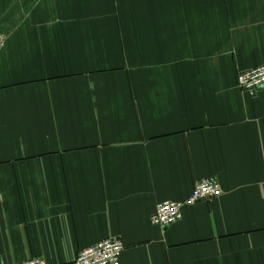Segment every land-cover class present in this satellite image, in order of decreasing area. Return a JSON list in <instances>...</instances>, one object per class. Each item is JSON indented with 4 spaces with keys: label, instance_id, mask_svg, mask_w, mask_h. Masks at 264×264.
Returning a JSON list of instances; mask_svg holds the SVG:
<instances>
[{
    "label": "crops",
    "instance_id": "0c3cea01",
    "mask_svg": "<svg viewBox=\"0 0 264 264\" xmlns=\"http://www.w3.org/2000/svg\"><path fill=\"white\" fill-rule=\"evenodd\" d=\"M263 63L264 0H0V264H264Z\"/></svg>",
    "mask_w": 264,
    "mask_h": 264
},
{
    "label": "built area",
    "instance_id": "2783aa9c",
    "mask_svg": "<svg viewBox=\"0 0 264 264\" xmlns=\"http://www.w3.org/2000/svg\"><path fill=\"white\" fill-rule=\"evenodd\" d=\"M238 87L254 97L264 89V63L241 71L237 76ZM224 192L222 184L215 177L198 181L189 197L183 201L167 200L161 202L152 216V222L159 227H168L182 218L183 207L195 205L201 201L220 197ZM125 249L121 237L103 239L81 249L75 264H121V255ZM22 264H47L43 258H34Z\"/></svg>",
    "mask_w": 264,
    "mask_h": 264
},
{
    "label": "water",
    "instance_id": "95a60500",
    "mask_svg": "<svg viewBox=\"0 0 264 264\" xmlns=\"http://www.w3.org/2000/svg\"><path fill=\"white\" fill-rule=\"evenodd\" d=\"M163 228H166V227H163Z\"/></svg>",
    "mask_w": 264,
    "mask_h": 264
}]
</instances>
